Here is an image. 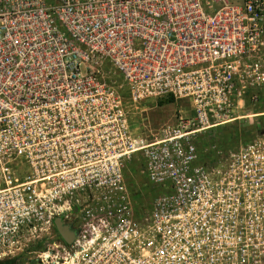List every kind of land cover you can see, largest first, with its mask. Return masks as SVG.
<instances>
[{
  "label": "built area",
  "instance_id": "2783aa9c",
  "mask_svg": "<svg viewBox=\"0 0 264 264\" xmlns=\"http://www.w3.org/2000/svg\"><path fill=\"white\" fill-rule=\"evenodd\" d=\"M262 88L264 0H0V261L54 241L81 193L66 264H264V135L197 145ZM166 100L189 116L136 138L133 106ZM135 156L165 192L143 214Z\"/></svg>",
  "mask_w": 264,
  "mask_h": 264
},
{
  "label": "rangeland",
  "instance_id": "374dc122",
  "mask_svg": "<svg viewBox=\"0 0 264 264\" xmlns=\"http://www.w3.org/2000/svg\"><path fill=\"white\" fill-rule=\"evenodd\" d=\"M119 80L118 77H115ZM120 81V80H119ZM190 107L187 102L175 103L173 100L164 102H148L135 105L130 117L131 129L135 136H144L150 142L162 139V129L177 123L179 111L183 116H189ZM241 115L247 118L222 126L203 134L197 140L201 163L215 156L213 147L217 150H235L241 145L254 141L264 131V88L260 92V100L256 104H247ZM140 157L135 156L131 164L122 170L131 193L134 206L139 214L146 213L154 201L165 192L157 188L139 165ZM104 174L106 169H100Z\"/></svg>",
  "mask_w": 264,
  "mask_h": 264
},
{
  "label": "flooded vegetation",
  "instance_id": "af4514ba",
  "mask_svg": "<svg viewBox=\"0 0 264 264\" xmlns=\"http://www.w3.org/2000/svg\"><path fill=\"white\" fill-rule=\"evenodd\" d=\"M131 164V163H130ZM72 202L75 203L74 208H70ZM134 206V202L132 199ZM63 205L66 211V214L62 218H56L54 221V241H50L47 244H39L26 254H32L29 256H23L20 260L5 259L0 261V264H66V253L71 250V245L66 239L62 237L56 227V220L60 219L63 226L68 227L69 231L76 236L75 229L73 225H77L81 221H86L87 214L90 213L95 207L91 201H87L86 197L81 193L78 194V199L72 201L71 197H65L63 200ZM68 207V209H67ZM75 240V237H74ZM73 240V242H74ZM59 243V245H55ZM35 249V250H34Z\"/></svg>",
  "mask_w": 264,
  "mask_h": 264
},
{
  "label": "water",
  "instance_id": "95a60500",
  "mask_svg": "<svg viewBox=\"0 0 264 264\" xmlns=\"http://www.w3.org/2000/svg\"><path fill=\"white\" fill-rule=\"evenodd\" d=\"M260 135H264V131H262ZM56 227L64 239H66L69 243L73 242L75 235L69 231L68 227L63 226L60 219L56 220Z\"/></svg>",
  "mask_w": 264,
  "mask_h": 264
},
{
  "label": "crops",
  "instance_id": "0c3cea01",
  "mask_svg": "<svg viewBox=\"0 0 264 264\" xmlns=\"http://www.w3.org/2000/svg\"><path fill=\"white\" fill-rule=\"evenodd\" d=\"M245 109L241 110L244 111ZM241 111H239V118L240 120L247 118L245 115H241ZM136 138H145L144 136H135Z\"/></svg>",
  "mask_w": 264,
  "mask_h": 264
}]
</instances>
